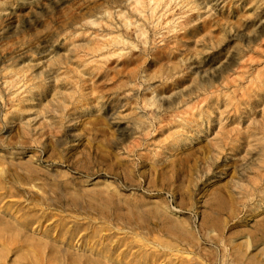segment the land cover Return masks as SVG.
Returning <instances> with one entry per match:
<instances>
[{"label":"rangeland","instance_id":"obj_1","mask_svg":"<svg viewBox=\"0 0 264 264\" xmlns=\"http://www.w3.org/2000/svg\"><path fill=\"white\" fill-rule=\"evenodd\" d=\"M3 177L2 227L51 217L1 264H61L28 243L63 218L264 264V0H0Z\"/></svg>","mask_w":264,"mask_h":264},{"label":"bare ground","instance_id":"obj_2","mask_svg":"<svg viewBox=\"0 0 264 264\" xmlns=\"http://www.w3.org/2000/svg\"><path fill=\"white\" fill-rule=\"evenodd\" d=\"M5 181L6 177H3L0 181V190L2 191L0 192V200L6 195L13 196L15 194L11 188H8V182L5 183ZM15 191H17V188ZM108 207L112 209L111 206ZM35 211L36 213L25 211L24 213L29 214V217H26L21 222H17L18 226L13 228L8 226L2 227V224L5 225L7 221L11 222V220H4L5 217L0 216L2 220L0 221V246L2 247L0 258L4 257L7 247L19 240V237H25V241L29 239L26 236V229L29 225L35 224L34 222L38 221L43 222L51 217L47 213L40 214L37 210ZM69 224L63 218L61 222L46 226L41 233V238H38V236L36 238L31 237L34 241L28 244L35 249H28L29 255L33 256L36 254L40 255V257L44 255L48 259L58 260L61 264H117L113 263L112 259H115L117 262L125 260V264H156L161 258L167 257L166 253L171 252L172 247H168V245L156 244V250L147 249V243H145L146 245L143 244L144 246H138L135 238V236L137 237L136 234L132 236L127 233H106L104 230L110 231V228L98 222L76 223L68 226ZM53 230H56L58 235L67 236L68 246L75 245L74 243L79 233L83 232L82 236L78 239V243L88 245V251L76 255L68 248L60 249L58 247V245L61 246L58 242V236L52 233ZM25 258L27 259V257Z\"/></svg>","mask_w":264,"mask_h":264}]
</instances>
